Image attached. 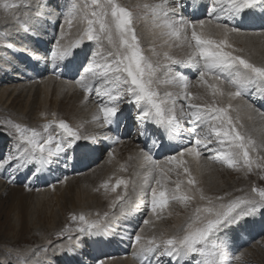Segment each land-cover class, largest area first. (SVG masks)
<instances>
[{"label":"snow or ice","instance_id":"6c2138e0","mask_svg":"<svg viewBox=\"0 0 264 264\" xmlns=\"http://www.w3.org/2000/svg\"><path fill=\"white\" fill-rule=\"evenodd\" d=\"M168 0H161L156 5H145L149 8L153 17H160L161 26L166 29V35L175 38L178 41L186 42L188 47L193 49L186 59H177L164 53V63L153 65L143 54L139 47L138 39L133 28V14L125 7L117 3V0H85L81 8L78 3H71L66 12L57 11L56 5H51L50 0H14L8 2L5 0L3 8L6 12L16 15V12L24 8L23 19L17 18V31L19 35L22 31L25 35L31 36L34 31L46 26L51 16L64 15V25L71 30L76 20L78 10L82 13L80 22L86 26L79 32L78 38L71 43L64 44L63 40L67 32L62 27L59 37L56 39L51 52L50 60L55 70L59 62H70L75 58L76 51L82 43L95 41L99 48H102V40L106 39L115 51H108L105 56L102 51H93L88 60V65L84 72L75 81L87 97L93 82L97 79L106 84L111 83L115 87L102 93L107 99L98 105L97 114L94 120H99L102 116L103 126L118 122L122 108L121 101L125 97L130 98V103L137 106V122L140 129L139 135H156L162 138L166 135L169 140L175 139L181 135L182 120H186L192 125L188 131L194 136L195 140L192 146L185 148L178 156L173 155L167 158L169 164H176L183 168L187 176L188 191L181 188L183 181H175L174 190L164 187L162 180L169 179L163 170L160 177L156 178L155 186L151 188V210L157 218L160 214L157 209H165L170 201H178L187 205L195 199V192H199V199L207 201L203 207H197L194 215L189 217L184 225L183 235H171L167 238L157 240L155 237L145 240L140 234L135 236V242L140 245L139 252L136 255L142 260V264H153L152 257H155V264H192L194 257H199L196 264H227L229 256L227 245L220 234L233 226H239L242 221L249 217L260 215L264 217V188L252 187L251 191L255 195L251 198L236 197L227 203L216 205L213 199L206 197L201 189L195 188L196 181L191 176L190 170L184 167L185 154L199 158L201 148H206L210 153H215L216 158L222 161L229 168L245 167L252 171L255 161L250 157V150L255 151V142L251 137L245 136L234 123L229 115L231 105L218 106L215 99L210 103H198L200 96L189 91V83L183 75V69L177 71L174 75L164 81L168 84L178 85L181 92L174 94L167 92L162 98L159 92L154 88L157 82V73L161 70L166 72L172 65H192L199 67L198 84L206 87L213 98L224 96L225 91L221 87L225 80L236 88V91L227 92L229 97L235 98L243 94L244 90L253 84L258 85V92L264 90V66H258L250 62L242 55L234 54L237 51L227 40L230 33L239 34L237 27H229L227 24L219 23L222 18L228 21L244 19L246 10H255L258 7L264 10V0H216L218 6L210 9L209 20H199L193 23L191 20L169 19L170 11L174 9L167 8ZM180 7V5H178ZM223 32L225 39H214L209 30L213 26ZM99 25L98 28L95 26ZM191 30V37L188 36V30ZM118 37V44L114 40ZM11 39V34L6 31H0V46L13 47V45L4 42ZM22 51H28V45H23ZM39 60L40 57L35 56ZM202 62V64H201ZM126 74V75H125ZM223 77V78H222ZM121 84L124 91H121ZM183 99L186 106L182 104L177 111V102ZM261 98H264L262 96ZM186 108V110H185ZM45 115V113H41ZM55 117V113L52 114ZM149 123L155 126L154 132L150 130ZM50 124H56L61 130V135H47L42 138L41 134L33 128H29L22 123L11 119L3 122L10 130L18 134L19 141L17 146L7 155L0 159V168L6 166L12 172H18L22 169L27 170L31 165L38 167L32 172V177H36L45 168L51 166L53 158H64L65 163L74 159L69 153H75L79 148L82 154H87L90 149L87 146L81 147L79 141H96L95 135L82 136L77 129L70 126L64 119L49 121L43 125L45 132ZM162 130V131H161ZM7 134V133H6ZM215 136V141L211 139ZM105 139L114 140L115 137L105 135ZM219 147H210L213 143ZM153 143H156L154 140ZM225 145L227 150L225 149ZM112 153H109L111 156ZM143 158L148 164L159 166L153 160L148 152H143ZM243 161L241 165L240 162ZM123 168V165L121 166ZM256 167H264L256 163ZM172 171L171 168L168 169ZM30 177L29 179H31ZM123 185L127 189L128 181L123 178H117L115 183L105 180L100 185L107 193H115L119 186ZM28 185H26V188ZM100 188L95 189L99 191ZM192 193V194H189ZM217 197L216 200H222ZM120 204L121 215L126 214L129 209L124 207V197L117 194L110 204L115 207ZM109 214L105 212L103 217L97 213V219H89L81 213L71 215L73 222H77L74 229L77 235L73 238L71 232L67 235V244L60 245L61 253L67 251L74 253L76 247L82 245L85 239L97 237L101 233L107 234L112 229V223L108 221ZM145 224L150 221L145 220ZM67 231V226H65ZM65 231L59 233L65 235ZM162 248V251L160 250ZM9 259L0 260V264H12V250L7 253ZM40 255L39 252L36 253ZM19 258V257H18ZM167 258V260H165ZM237 260L240 257H236ZM25 264H29L25 258ZM31 264H44L43 261H31ZM100 264H103L101 261Z\"/></svg>","mask_w":264,"mask_h":264},{"label":"rangeland","instance_id":"374dc122","mask_svg":"<svg viewBox=\"0 0 264 264\" xmlns=\"http://www.w3.org/2000/svg\"><path fill=\"white\" fill-rule=\"evenodd\" d=\"M60 1L62 3L64 2L65 9L63 10L60 9L58 10L59 12H66L67 7L70 6V4L73 2L78 3V5L81 8L85 3V0H54V3L56 4L57 2ZM144 1L145 2L143 3L140 2L139 0H117V3L127 8L133 14L132 26L134 28L135 35L138 39V43H140L139 42L140 37L143 38L144 36L145 38H147L148 41H150V43H147L148 42L147 41L145 44H141V43L139 44V47L142 50L144 56L149 61H151L153 65L162 64L164 63L165 57L162 58V60H160L162 63H160L159 60L154 62L155 58L164 56L163 53L170 51L175 45V43L173 42L172 44H168L167 46L165 44H164L165 46L164 45L161 46L158 36L155 35V31L150 26L151 25L150 22L158 21L159 19L161 21V18L153 17L150 9L144 6L145 5L152 6L159 4L161 2L159 0H144ZM181 1L182 0H179V2L178 0H171V1L168 0L167 3L168 9H175L174 11H170V14L168 15L169 19L181 18L180 14H178V10L180 9L178 5L181 3ZM8 2H14V0H8ZM221 2H223V0H221ZM4 3L5 0H0V31H6L11 34L12 30H14L13 26L15 25V23H17L15 21H17V18L22 20L23 13L24 11H26V9L21 8L16 12V15H13L11 12H6L4 10L3 8ZM207 3H209V5ZM214 3H216V0H205L204 6H208V8L211 9L210 4H214ZM50 4L52 5V0H50ZM190 10L191 8L189 10L186 9L184 13L187 15L190 13L189 12ZM257 10H261V9L258 7L257 9L253 10V12ZM208 13L209 12H207L206 9H204V14L209 15ZM245 13L250 14V19L246 21L252 24L253 22L251 21V17L253 19L252 16L253 14L247 10ZM59 17H61L64 22V15L63 16L59 15L56 17V19L58 18L56 22L53 23L56 24V26L50 24L51 21L48 20L46 26L43 27L44 31L43 28H40L37 34L39 35L40 33L39 35L40 42L42 45H45L43 46L44 48L42 50L44 51V53H46L45 54L46 57L42 68L46 67L47 72H43L40 74V72H37L38 69L37 67L39 66L34 65L36 71H35V75H33V72H31L26 66L28 64L27 63L28 60L29 61L31 60L28 59L29 56L28 57L26 56V58L23 57V55L21 57H18L17 54L19 52L18 50L19 44H22L20 45V47L24 45L23 42H26V45L30 44L33 47L36 45L34 42H30L27 39H24L23 36L24 33L22 31L20 32L19 35H15L20 41H16L15 38L11 36V39L4 42L5 44L13 45V47L0 46V72H3L6 69H8L7 66H5L6 64L4 65L2 64L6 61L5 60L6 56L13 55L15 60L26 63L25 66L24 64L19 65L20 67H22L21 69L13 66V69L8 70L9 75L10 74L17 75L15 81L11 80V82L8 83L7 81L4 80L5 76L2 77L3 73L0 74V159H3L4 155H7L12 149H14L17 146V143H22L19 141L18 134H16L14 130H10L6 126H3V122L9 119L18 123H22L29 128L35 129L37 132L41 134L42 138H46L47 135L59 136L62 134L61 130L58 128L56 124H50L47 131L45 132L43 125H45L49 121H53L54 119L55 120L64 119L70 126H72L74 129H77L82 136L95 135L97 138L94 143L91 140L88 141L81 140L78 142L79 144H82L83 142L90 143L91 145L94 144L92 148H89L90 151L87 153V155L82 154L80 152V149H76L75 153H69V156L74 155V159L68 160L67 163H65L63 157L59 159L53 158L51 166L46 167V172L41 171L39 175L36 177H32V172H34V170H36V168L38 167V165L36 164L31 165L27 170L23 169V171L20 170L18 172H12L11 169H9L7 166L4 168L5 171H2L0 175V180L3 181V183L5 184L3 189L0 191V260L9 259L7 253L11 249L12 264H25V258L27 259L29 264H31L32 259L36 260L37 258H38L37 260L43 261L44 264H52L51 262L45 260L47 256L52 257L55 262L58 261V264H63V261L57 260V258L60 257V255H58V253L61 251L60 245H65L67 243V235L69 234V232H71L73 238H75L77 233H75L74 229L77 227V222H73L71 219V215L74 214L73 211H66L63 210V208L62 210H60L58 208V204L60 197L65 195L64 194L65 192L62 190V186L66 182L70 181L71 178L74 177V175L77 177H80L81 175L83 176L80 178L78 185L70 189L72 190L70 192L72 196L75 195V190L80 191L85 187L84 185H86L87 187H90L91 189L90 192L92 191L93 195H95L96 197L104 195V197L105 196L107 197V200L110 199L114 200L116 195L120 194L124 197L125 208H127L128 206L131 208L140 207V209H143L142 204L144 205L145 208V212L142 217L137 218L136 216L135 219L132 220L129 217V214L131 216H134L135 211H132L129 214L126 213L124 215H121L120 204H117L114 208L111 207L112 210H104L100 212L99 214L101 215H103L105 212L109 214L108 218L109 217L110 218L108 219V221L112 223V229L111 231H109V233H111L112 230L113 232L111 235L105 237L103 241L104 244L102 242L98 243L100 245V248H102L103 250L97 249L98 244L93 245L95 244L96 241H93L91 239H85L82 242V245L86 247L88 244L92 243L91 244L92 246H90L91 254L86 255V252L84 251L85 253H83L81 248L80 253L82 256L80 257V260L82 261H79V264H100L101 261L104 264L105 261L128 259L132 256L131 252L128 250L131 249L132 245L134 244L135 236L137 234L140 235L144 234L145 236L143 235V237L147 236L146 237L147 239L148 237L151 238L153 236L155 238L160 237L159 239H162L164 238V235L169 234L172 231H176V233L183 235L184 225L188 221L189 217L194 215L195 209L197 207H203L207 204L206 200L201 201L199 199V192H195V199H193L187 205H183L178 201H170L168 204V206L171 207L170 209L168 208V206L163 210L157 209V212L160 214V218H157V216L154 215L151 210V204L149 201L151 199H149L150 197L149 194L151 193V188L155 186L156 178L160 177L161 172L157 170L154 176L153 177L151 176V178L147 181V183H145V180L139 183L137 179L138 178L137 172L141 173L142 168L135 163L139 162L138 160L145 161L144 158L141 157L143 155L139 154L141 153L140 150L143 149L142 151L145 152L147 151L149 154H152L151 156L152 158L154 157L153 160L156 161V164L158 162H163L165 158H167V155L178 156L179 153L183 151V149L191 147L192 142H194L195 140V136L190 131H188V129H190L192 125L188 123L186 120H182L181 122L182 131L180 137H182L181 138L183 139L182 141H185L186 146H180L179 148H176L174 151L171 152V149H168L169 146L166 145V143L169 140L168 138H165L167 137L166 135L162 138V140L156 135H151V134L148 136L139 135L140 129L138 127V122L136 119L137 106L134 103L129 102L130 101L129 97H125L121 101L120 107L122 108V113L120 114V119L118 122H114L113 124L108 125L110 128H106L107 130L105 131L100 129H94V130L90 129L88 131L85 121L87 115L85 114V111H87V106L84 107L85 110L82 111L81 110L82 107L80 105L81 104L83 105V102L84 104L85 103L87 104L89 103V101L92 103L101 104L107 99V97L99 95V97L102 98L103 100H101L99 97L96 96L93 97V94H91V92L93 91H89L86 97V94L84 91H82V89L79 91L72 90L64 93L60 91L44 92L40 90V88L38 87L39 85H36L34 91L30 90L31 86H35L36 84L35 82H39V80H42L43 78L46 77H52L54 79H56V77H60L64 81L69 80L70 82H74L84 72V69L88 65V60L91 57L93 51H102L105 56L107 55L108 51H114V49L111 47V45L108 44L106 39L102 40V45H103L102 48H99L95 41L85 40L83 42L84 45H81L82 47L79 49L82 58L78 59L76 62L74 61L75 62L74 66H76V68L72 70L74 73L72 72L71 75L68 74L69 76H71V78H68L65 75L66 72H69L67 71L66 62H59L54 70L52 62L50 60V52L56 39L59 37L61 28L63 27L64 30L67 32V35L63 40V43L67 44L69 43L68 41L71 39V38L69 39L71 34H74L75 32L76 33L80 32L81 28L83 29L86 26V22L85 23L80 22L82 13L79 12V10L71 30H68L67 26L64 25L63 22L60 23L58 21ZM197 19L198 20L201 19V16H199ZM234 21L238 22L239 19H236ZM232 22L233 21H231V23ZM219 23L227 24L229 27H237L239 31H241L239 26H232L230 21H228L226 18H222L219 21ZM95 27L98 28L99 25H96ZM263 27L264 25H259L256 26L255 29L252 28V30L254 29L255 31H250L251 29H243V31L248 30L250 32H264ZM44 35L47 36L43 38ZM34 36L35 35L33 34L28 37L33 39ZM188 36L189 38L191 37V32H189V30H188ZM217 36L222 38V33ZM114 39H116L118 43V37L114 36ZM260 42L263 43L262 45H264V42L262 40H260ZM181 43L185 44L186 42L181 41ZM231 44L233 45V48L236 50H238L240 47V45L235 44V42ZM179 47L181 48L180 51L184 49L187 50L184 47L183 49L182 46ZM166 48L168 49L166 50ZM249 48L251 50L257 49L255 43L250 44ZM33 50L36 51V48L34 47ZM190 52L191 51L187 50L188 54H190ZM180 54L184 58H182ZM180 54L174 55L173 57H176L177 59L186 58L182 52ZM32 61L33 64H38L37 60H32ZM260 62L264 63V61H260ZM183 66L184 65H180L181 69H183V75L187 79L189 77L186 76L187 69L183 68ZM189 67L193 70L197 68L196 66H192V65H189ZM177 69L178 68H176V66L172 65L169 71L166 72L165 70H161L160 72L157 73V77H156L157 82L154 84V88L159 92L162 98L164 97V94L167 92H172L174 94H179L181 92L178 85L168 84L164 82L169 77V75H174L178 71ZM20 70H23L28 75V77L26 78L27 80L25 81L22 80V77L19 78L21 76V74L19 73ZM48 73L53 74L54 77L52 75H46ZM187 81L189 83V87H191L189 89H191L192 91V87L195 86V84L198 83L199 81V75L197 77L192 76L191 78H188ZM161 83H164L166 86L162 85ZM93 84H95L93 85V87L99 84L98 91H102V92H104V87L108 89L115 87L113 84L111 83L106 84L104 81L100 79L94 81ZM167 86H170L171 88ZM175 86H177V88ZM16 88L18 90H15ZM22 88L24 89V91L22 90ZM27 88L29 89L28 92L26 93L25 89ZM120 89L121 91H124V86L122 84L120 86ZM251 89L252 87H250L248 91H250ZM256 90L257 89L254 88L252 89V92H255ZM73 96L75 101H73ZM254 96L257 98L256 95ZM227 98L231 99L232 97H229L227 95ZM186 103L187 102H185L182 98L181 100H178L176 105L177 111L179 112V108L182 104L186 106ZM257 103L258 102H254L253 108L259 109V112H263L259 108V106L262 105L258 106ZM226 104L225 107L231 105L229 103ZM231 108L233 107L231 106ZM95 109L97 112L96 107ZM41 113H45V115H41ZM53 113H55V117L52 115ZM262 114H263V118L262 116L260 118L263 120V122H259V124L262 123L263 125H260V130L264 129L263 127L264 112ZM229 115L231 116L230 111H229ZM232 119L236 124V127L239 130H241L240 128L241 121H239L241 119L237 116L236 117L234 116ZM96 121L102 122L103 121L102 116L99 120H95V122ZM148 126L150 130L154 132L155 126L151 125V123H149ZM248 133L251 134L250 132ZM105 135H111L115 137V139L114 140L105 139L104 138ZM211 139L214 141L215 136L213 135ZM154 140L156 141V143H153ZM255 140L258 141V139L254 137L253 141ZM151 142L153 144H151ZM86 143L82 144V147L86 146L87 145ZM128 145H131L132 149L134 148V150L136 151L133 157L131 156L133 150L131 151V153L129 151L127 152L124 151L125 150L124 148H126ZM162 146L164 148H162ZM210 147L216 148L219 146H217L216 143H213L212 145H210ZM255 148L258 151L256 149L255 151L250 150L251 151L250 157L252 156L251 158L255 161L252 167V171H248V169L245 167L229 168L222 161L217 160L215 153H209L208 149L206 148H201L200 151H202V149L205 151L206 149L205 152L208 157L206 161H209V164L207 165H211V167L215 169L214 171H217V178L211 177V179L213 178L211 180L207 174L208 171L207 167L204 169L201 168V163L198 164L199 168L197 167L193 169L192 161H191V158L193 156L192 157L190 156L189 159H184L185 163L186 160L187 161L190 160L188 164L187 163L185 164V166L187 165L186 167H188V169L190 170L191 176L194 177L196 181L195 188L201 189L203 191V194L206 197L212 198L213 202L216 205H219L220 203H227L229 200L234 199L236 197L251 198L252 196L255 195L251 191L253 186L257 188H264V167H260V168L256 167V163L264 165V155H263L264 146H262V149H259L257 147ZM96 149L99 150V153L96 152ZM121 149L123 152L121 151ZM224 150H227V148ZM162 151H165L163 156L160 154ZM110 152L112 153L111 156H109ZM140 157L141 159H139ZM89 158H91L93 162L92 161L90 162ZM199 158L196 157V159ZM100 163L101 165L104 164L102 170V172L105 171L103 173L104 176H106L108 172L113 173V175L116 176V177L110 176L104 178L105 180H108L110 181V183L114 184L117 176L118 177L120 176L119 178H123L124 180L128 181L127 189L125 190L124 186L121 185L117 188V191L115 193L111 191L106 193L103 188H100L97 183V178L94 176L95 174L94 169L98 167ZM240 164L242 165L243 161H241ZM62 165H65V167H62ZM122 165L123 168L121 167ZM175 167H179V166L173 163V167H172L173 169L171 168L172 171L170 172V174L173 172L172 177L168 176L169 179L162 180V184L163 185L166 184L167 186L165 188L171 191L174 190L175 188L174 182L177 180H181L183 181V183L181 184L182 190L188 191L187 188H189V186L187 185V176L185 175L181 167H179L180 169ZM64 169H66L67 171L64 172ZM92 170L94 171L91 172ZM164 174H167V172H165ZM48 175L50 177H48ZM30 177L32 178L29 179ZM47 178L49 179L48 182H47ZM214 179H217L219 184H216L217 181L214 182L213 181ZM238 179H240V181ZM220 182H223L225 185L227 184L228 187L227 185L225 187V185ZM26 185H28L27 188ZM94 186H96V188L92 189ZM11 187L24 188L25 190H27L28 195L22 197L21 199L19 197L14 198V196L12 195V191L10 190ZM97 188H100V190L95 191V189ZM41 191H43L45 194H43ZM143 193H146L144 194L145 198L142 195ZM233 194L236 197H234ZM217 197H222L223 199L216 200ZM228 197L230 198L229 200ZM142 199L144 200L143 203H142ZM103 202L105 204V201ZM73 208L76 210L81 209L80 205L76 207H70V209L72 210ZM56 210H58L57 218H53V216H49V213H52ZM168 210L169 212L166 213L165 211ZM84 211L88 214L86 216L87 218L93 220L97 219L96 211L94 210L93 207L90 206V204L86 205ZM124 218L129 220L127 221V224ZM145 220L150 221L151 226L149 225V223L145 224L144 223ZM245 220L242 221L239 226H233L230 229L220 234V238L223 239L227 245V252L229 256L227 264H260V263L264 264V255H263L264 254L263 251L264 250V217L257 215L256 217H249L246 218ZM147 225H148L147 228L149 229H145ZM65 226H67V231H65ZM62 231H65V235L63 237L59 235V233H61ZM153 231H155L154 235L149 236L152 234L151 232ZM254 231L255 233H253ZM58 250L60 251L57 252ZM160 250L162 251V248ZM37 252L40 253L39 256L36 255ZM236 257H240V259L237 260ZM131 259L128 260L132 261ZM151 259L153 261V264H155L156 258L152 257ZM198 259L200 258L194 257L192 260V264H196V260ZM165 260H167V258H165ZM141 263L142 260L140 259V264Z\"/></svg>","mask_w":264,"mask_h":264},{"label":"bare ground","instance_id":"6f19581e","mask_svg":"<svg viewBox=\"0 0 264 264\" xmlns=\"http://www.w3.org/2000/svg\"><path fill=\"white\" fill-rule=\"evenodd\" d=\"M140 2H145L144 0H139ZM160 2H161V0H159ZM171 1V0H170ZM178 2H179V0H178ZM142 3V4H143ZM177 3V2H176ZM204 3H205V0H182L181 1V3L179 4L180 5V9L178 10V14H180V17H183L184 19H189V20H191L193 23H195V22H197V21H199V20H209V19H211V16L210 15H205V14H207V13H205L204 14V9H206V11L207 12H209L210 11V9L208 8V6H204ZM208 5H209V3H207ZM52 5H56V6H58L57 7V11L58 10H63V9H65V7H64V2L62 3L61 1L60 2H57L56 4L54 3V0H52ZM175 6H176V4H175ZM214 6H218L216 3H214V4H210V8H212V7H214ZM168 8V7H167ZM171 8V7H170ZM191 8V10L189 11L190 13L189 14H185L184 12H185V10L187 9V10H189ZM175 10V9H174ZM177 11V10H176ZM247 11H250L253 15V19H252V17H251V21L253 22L252 24L251 23H249L248 21H246V20H248V19H250V14H248V13H245L244 14V19H243V21L241 22L240 20L238 21V22H236V21H233L232 23H231V25L232 26H239L240 27V29H241V31H239V34H236V33H230L228 36H227V40L229 41V43L231 44V43H233V42H235V44H239L240 45V47H239V49L238 50H241V51H237V52H235L234 54H238V55H242V56H244L245 58H247L250 62H252V63H254V64H256V65H261V66H264V63L263 62H260V61H264V45H262L263 43H261L260 42V40H262L263 42H264V32H250V31H255L254 29H255V27L256 26H259V25H264V10H257V11H255V12H253V10H247ZM169 14H170V12H169ZM209 14V13H208ZM203 15V16H202ZM59 16V15H58ZM63 16V15H62ZM199 16H201V19H197ZM56 17L57 16H51L50 17V24H53V23H55L56 22V20L58 19H56ZM203 17H205V18H203ZM23 19V18H22ZM196 19V20H195ZM60 23H62L63 22V19L61 18V17H59V20H58ZM250 21V22H251ZM15 22H17V21H15ZM219 22V21H218ZM216 23V21H214L213 22V26H211V28L209 29L211 32H212V36L215 38V39H225V36L223 35V32L221 31V30H218V29H216L215 27H214V24ZM249 23V24H248ZM150 26L152 27V29L155 31V35L156 36H158V39H159V42H160V44H161V46L162 45H168V44H172L173 42L175 43V45L173 46V48L170 50V51H167V53L169 54V55H171V56H174V55H177V54H180L181 52L185 55V57H187V55H188V53H187V50H189V51H192L193 49H191V48H189L188 47V45H186V43L185 44H183V43H181V41H178V40H176L175 38H170L169 36H167L165 33H166V29H164L162 26H161V24H162V20L160 21V19L158 20V21H153V22H150ZM53 25H55L56 26V24H53ZM62 27V26H61ZM43 28V27H42ZM252 28H254L253 30H252ZM264 28V27H263ZM13 29L14 30H12V32H11V36H13L14 38H15V40L16 41H20L15 35V33H16V31H17V27H16V23H15V25L13 26ZM243 29H251L250 31H243ZM81 30H82V28H81ZM257 30V29H256ZM38 31L39 30H37V31H34V37H33V39L32 38H29L28 36L27 37H25V35H23L24 36V39H27L28 41H30V42H34L36 45L34 46L35 48H36V51H34L33 49H34V47L32 46V45H30V44H28L29 45V48H28V51H22V50H20V49H22L23 48V46L22 47H20V45H22V44H19V52H18V57H21L22 55H23V57H25L26 58V56L28 57L29 56V58L28 59H31L30 61L28 60V64L26 65V63L25 62H19L18 60H15V58L13 57V55L11 56V55H9V56H6V61L4 62V63H2L3 65L4 64H6L5 66H7V68L8 69H6L5 71H3V72H0V74H2V77L3 76H5V81H7L8 83L9 82H11V80L12 81H15L16 80V78H17V75H15V74H13V75H9V71L8 70H11V69H13V66H15V67H17V68H19V69H21L22 67H20L19 65L20 64H24V66L26 65L27 67H28V69L31 71V72H33V75H35V67H34V65L35 66H39V67H37L38 69H37V72H40V74L41 73H43V72H47V69H46V67H44V68H42V66H43V63H44V60H45V57H46V53H44V51L42 50L44 47L43 46H45V45H42L41 44V42H40V33H39V35H37L38 34ZM43 31H44V28H43ZM43 31H40V32H43ZM189 32H191V30L189 29ZM145 33H147V32H145ZM222 33V38H220V37H218L217 35H219V34H221ZM78 34H79V32H75L74 34H71L70 35V37H69V43H71L72 41H74L75 39H77L78 38ZM47 35H44V37L43 38H45ZM148 37V36H147ZM114 40H116V39H114ZM150 40V39H149ZM148 40H147V38H145V36L142 38V37H140V40H139V42L141 43V44H145L146 42H147ZM116 42H117V40H116ZM28 43V42H27ZM139 43V44H140ZM147 43H150V41H148ZM252 43H255V45H256V48L257 49H255V50H251L250 48H249V46H250V44H252ZM23 44L25 45L26 44V42H23ZM68 44V43H67ZM118 44V43H117ZM82 45H84L83 43H82ZM164 45V46H165ZM17 46V45H16ZM179 46H182V48L184 47V48H186L187 50H185L184 48V50H182V51H180V47ZM82 46H80L77 50H75L76 51V55H75V58L74 59H72L70 62H66V65H67V71H69V72H66L65 73V75L68 77V78H71V76H69V75H71L72 74V70L73 69H75L76 68V66H74V63L78 60V59H81L82 58V55H80V48H81ZM170 47V46H169ZM18 48V47H17ZM40 48V49H39ZM168 48H166V50H167ZM248 49H249V51H248ZM114 51H115V49H114ZM21 53V54H20ZM164 54V53H163ZM181 55V54H180ZM180 55H179V57H180ZM35 56H38V57H40V59L39 60H37V59H35L34 57ZM181 57H182V55H181ZM162 58H164V56H161V57H157V58H155V60H154V62H156L157 60H162ZM182 58H184V57H182ZM24 59V58H23ZM186 59V58H185ZM32 60H37L38 61V64H33V61ZM164 60H165V58H164ZM75 61V62H74ZM80 61V60H79ZM160 63H162L161 61H160ZM201 64H202V62H201ZM33 65V66H32ZM174 66H176V68H178L177 70L178 71H180L181 70V67H180V65L179 66H177V65H174ZM66 68V67H65ZM183 68H185V69H187V73H186V76H189L188 78H191L192 76H195V77H197L198 75H199V70H200V68H196L195 70H193V69H191L190 67H189V65H187V64H185L184 66H183ZM2 69V68H1ZM33 70V71H32ZM20 74H21V76L19 77V78H21L22 77V80H27L26 78L28 77V75L23 71V70H20V72H19ZM74 73V72H73ZM69 74V75H68ZM46 75H52L53 77H54V75L53 74H51V73H48V74H46ZM7 76V77H6ZM56 77V76H55ZM9 78V79H8ZM188 78H187V80H188ZM223 78V77H222ZM193 79V78H192ZM191 80V79H190ZM21 81V80H20ZM23 83V82H22ZM36 84H35V86H31L30 87V90H32V91H34V88L36 87V85H39L38 87L40 88V90H42V91H44V92H54V91H60V92H69V91H72V90H74V91H79V90H81V88H79L77 85H76V83H75V81L74 82H70L69 80H63V79H61L60 77H56V79H54V78H52V77H46V78H43L42 80H39V82H35ZM162 85H164V86H166L164 83H161ZM93 85H95V84H93ZM99 86V84H97L95 87H93V88H91L90 89V91H93V92H91V94H93V97L94 96H96V97H99V93H102V91H98V87ZM167 87H169V88H171L170 86H167ZM176 88H177V86H175ZM221 87L224 89V91H225V95L224 96H217V97H215V98H213L212 96H211V94H210V92L206 89V87H204V86H201V85H199L198 83H196L195 84V86H193L192 87V91H191V89H188L189 91H191L192 93H194V94H196V95H198V96H200L201 97V99L199 100V101H197L198 103H210V102H212V100L213 99H215V101H216V103H217V105L218 106H225V104L226 103H229V104H231V106L233 107V108H231L229 111H230V114H231V116H232V118L235 116H237V117H239L241 120H239V121H241V123H240V128H241V132L245 135V136H249V137H251L252 138V140L254 139V137L255 138H257L258 139V141L257 140H255L254 142H255V147H257V148H259V149H262V146H264V129H262V130H260V125H263L262 123L261 124H259V122H263V120L260 118L261 116H262V118H263V112H264V98H261L262 96H264V90H262V91H259L258 92V85H256V84H253V85H250V86H248L245 90H244V92H243V94L242 95H240V96H237V97H235V98H231V99H229V98H227V92H229V91H232V92H234V91H236V88L235 87H232V86H230L228 83H227V80H225V82H224V84L223 85H221ZM250 87H252V89H254V88H256L257 90L255 91V92H252V89L250 90V91H248L249 89H250ZM254 87V88H253ZM189 88H191V87H189ZM28 89L29 88H27V89H25V92L27 93L28 92ZM106 89L108 90V88H105L104 87V91H106ZM15 90H18L17 88L15 89ZM15 90H13V91H15ZM22 90L24 91V89L22 88ZM167 90V89H166ZM83 91V90H82ZM181 91V90H180ZM59 92V93H60ZM177 92V91H176ZM178 93H179V90H178ZM246 93H248V94H246ZM208 95H210V96H208ZM254 95H256L257 96V98L254 96ZM100 98V97H99ZM101 100H103L102 98H100ZM181 100V99H180ZM73 101H75V99H74V96H73ZM76 102H78V101H76ZM254 102H258L257 104H258V106L259 105H262V106H259V108L263 111V112H259V109H256V108H253L254 107ZM98 105H99V103H92V102H90L89 101V103H85L84 104V102H83V105L81 104L80 106L82 107V111H84L85 109H84V107H86L87 106V111H85V114H87L86 115V118H85V121H86V127H87V130L89 131L90 129H100V130H107L106 128H110L108 125L107 126H103V127H101L102 125H103V121L102 122H100V121H96L95 122V120L93 119V117L97 114V112H96V109H95V107L97 108L98 107ZM227 105V104H226ZM257 106V105H256ZM96 113H95V112ZM233 112V113H232ZM232 114H234V115H232ZM235 119V118H234ZM236 119H238V118H236ZM124 120V119H123ZM238 121V122H239ZM123 122V121H122ZM259 124V125H258ZM92 127V128H91ZM264 127V126H263ZM245 130V131H244ZM246 131H248V132H250L251 134H249L248 132H246ZM263 131V132H262ZM92 132V131H91ZM101 132V131H100ZM261 132H262V134H261ZM96 135H98V134H96ZM165 138H167V137H165ZM182 137H180V135L179 136H177L175 139H172V140H168V142L166 143V145H168L169 146V148L168 149H171V152L172 151H174L176 148H179L180 146H186V143H185V141H182L183 139H181ZM215 141V140H214ZM260 141V142H259ZM84 143H86V142H83L82 144H84ZM215 143V142H214ZM82 144H79L81 147H82ZM87 145V147L88 148H92L93 146H94V144L93 145H91L90 143H86ZM151 144H153L152 142H151ZM142 145V144H141ZM147 145V144H146ZM134 146V145H133ZM136 146V145H135ZM137 146H139V145H137ZM217 146H219V145H217ZM140 148V147H139ZM162 148H164L163 146H162ZM77 149H79V148H77ZM125 150L124 151H129L130 153H131V151L133 150V153L131 154V156L133 157V155H135V153H136V151L134 150V148L132 149V147H131V145H128L126 148H124ZM182 149H183V147H182ZM181 149V150H182ZM225 149H226V145H225ZM256 149V148H255ZM143 150V149H142ZM142 150H140L141 151V153H139L140 155H143V152H145V151H142ZM161 150V149H160ZM184 150V149H183ZM257 150V149H256ZM121 151H122V149H121ZM166 151V150H165ZM165 151H162L160 154L163 156V154H164V152ZM205 151H206V149H205ZM203 149H202V151H201V157L199 158V159H196V157H192L191 158V161H192V166H193V169L194 168H199V166H198V164L199 163H201V168H206L207 167V169H208V171H207V174H208V176H209V178L211 179V177H216L217 178V171H214L215 169L214 168H212L211 167V165H207V164H209V161H206L207 160V155H206V152H205ZM258 151V150H257ZM264 151V150H263ZM96 152L97 153H99V150H97L96 149ZM123 152V151H122ZM139 152V151H138ZM147 152V151H146ZM97 153H96V155H97ZM100 153H101V150H100ZM129 153V154H130ZM179 153V152H178ZM177 153V154H178ZM210 153V152H209ZM250 153H251V151H250ZM264 153V152H263ZM262 153V154H263ZM252 154H254V153H252ZM251 154V155H252ZM87 155V154H86ZM139 155V156H140ZM150 155H152V154H150ZM160 155V156H161ZM264 155V154H263ZM262 155V156H263ZM170 156V155H169ZM168 155H167V158L169 157ZM141 157H143V156H141ZM141 157L139 158V159H141ZM252 157V156H251ZM60 158H62V157H60ZM154 158V157H153ZM167 158H165V160L163 161V162H158L157 163V165L159 166V168H157L156 166H154V165H151V164H148V163H146L145 161H141V160H138L139 162H137V163H135V164H137L138 166H140L142 169H141V173L140 172H137L138 173V181H139V183L141 182V181H144L145 180V183H147V181L151 178V176L153 177L154 176V174L156 173V171L157 170H159V172H161V170H163V172L165 171V172H167V174H165V175H167V177L169 176V177H172V175H173V172L170 174V172H168V169L169 168H172L173 167V164H169L168 162H167ZM190 158V155H188V154H185V156L183 157V159H189ZM215 158V157H214ZM94 159V158H93ZM134 159V158H133ZM143 159V158H142ZM156 159V158H155ZM136 160V159H135ZM218 160V159H217ZM262 160V159H261ZM89 161L91 162H93V160L91 159V158H89ZM190 161V160H189ZM189 161H187L186 160V163L188 164L189 163ZM103 162V161H102ZM101 162V163H102ZM156 162V161H155ZM211 162V161H210ZM101 163L98 165V167H96L94 170H95V174H94V176L97 178V183H98V186L100 187V185L102 184V182H104L105 181V179L104 178H107V177H110V176H114V177H116L115 175H113V173H110V172H108L107 173V175L106 176H104L103 175V173L105 172H102V170H103V166H104V164L103 165H101ZM185 163V164H186ZM185 164H184V167H186L185 166ZM88 165V164H87ZM101 165V166H100ZM100 166V167H99ZM190 166V165H189ZM213 166V165H212ZM62 167H65V165H62ZM72 167V166H71ZM70 167V168H71ZM79 167V166H78ZM136 167V166H135ZM191 167V166H190ZM218 167V166H217ZM175 168H179V167H175ZM188 168V167H187ZM173 169V168H172ZM180 169V168H179ZM183 169V168H182ZM48 170V169H47ZM94 170H92L91 172H93ZM2 171H5L4 170V168H0V175H1V173H2ZM21 171H23V169L21 170ZM35 171V170H34ZM65 171H67L66 169H64V172ZM75 171V170H74ZM120 171H122V170H120ZM26 172V171H25ZM42 172H46V167L42 170ZM143 172V173H142ZM164 172V173H165ZM193 172V171H192ZM194 173H195V171H194ZM42 174V173H41ZM40 174V175H41ZM4 175V174H3ZM47 175V174H46ZM85 175V174H84ZM83 175H81L80 177H77V176H75L74 175V177H72L71 178V180L70 181H68V182H66L63 186H62V190L65 192L64 194V196H61L60 197V199H59V204H58V208L60 209V210H62V208H63V210H66V211H73L74 212V214H76L77 216H79V214H81V213H83V214H85V216H87L88 214L84 211V209H85V207H86V205L87 204H90V206L91 207H93L94 208V210L96 211V214L97 213H100V212H102V211H104V210H112V208L110 207V204L112 203V201L113 200H107V197L105 196L104 197V195H101V196H99V197H96L95 195H93V193H92V191L90 192V187H87L86 185H84L85 187L83 188V189H81L80 191L79 190H75V195H71L70 194V192L72 191V190H70V189H72V188H74V186H77L78 185V183H79V181H80V178L82 177ZM3 177V176H2ZM48 177H50L49 175H48ZM120 177V176H119ZM118 176H117V178H119ZM219 177V176H218ZM116 178V179H117ZM206 178V177H205ZM101 179V180H100ZM209 179V180H210ZM213 179V178H212ZM211 179V180H212ZM221 179V178H220ZM48 178H47V182H48ZM239 181H240V179H238ZM152 181H153V179H152ZM214 182H216L217 181V183L216 184H219L218 183V180L217 179H214L213 180ZM224 181V180H223ZM110 182V181H109ZM236 182V181H235ZM166 183V182H165ZM164 183V184H165ZM201 183V182H200ZM220 183H222V184H224L223 182H220ZM237 183V182H236ZM207 184H208V182H207ZM212 184V183H211ZM210 184V185H211ZM222 184H220V185H222ZM147 185V184H146ZM196 185V184H195ZM214 185V184H213ZM225 185V184H224ZM227 185V184H226ZM226 185H225V187H226ZM5 186V184L3 183V181H1L0 180V191L3 189V187ZM167 185L165 184L164 185V187H166ZM237 186V185H236ZM196 187V186H195ZM202 187V186H201ZM224 187V186H223ZM227 187H228V185H227ZM230 187V186H229ZM233 187V186H232ZM94 188H96V186H94L92 189H94ZM169 188V187H168ZM200 188V187H199ZM220 188H222V187H220ZM219 188V189H220ZM189 188H187V190H188ZM10 190L12 191V195L14 196V198L15 197H19L20 199L22 198V197H25V196H27L28 194H27V190H25L24 188H16V187H11L10 188ZM42 190V189H41ZM46 190V189H45ZM213 190H214V188H213ZM222 190V189H221ZM227 190V189H226ZM49 191V190H48ZM146 191V190H145ZM43 194H45L43 191H41ZM225 192V191H224ZM241 192V191H240ZM47 193V192H46ZM218 193V192H217ZM144 194H146V193H143L142 195H143V197H144ZM210 194V193H209ZM226 194V193H225ZM150 195V194H149ZM234 195V194H233ZM232 195V196H233ZM241 195H242V193H241ZM139 196V195H138ZM223 197H224V195H223ZM234 197H236L235 195H234ZM145 198V197H144ZM149 199H151V195H150V197H149ZM230 198L228 197V200H229ZM145 200H147V199H145ZM103 201H105V204H104V202ZM143 199H142V203H143ZM149 201H151V200H149ZM124 202H125V200H124ZM195 203H197V202H195ZM151 204V203H150ZM80 205V207H81V209H79V210H76V209H74L73 208V210L72 209H70V207H76V206H79ZM105 205V206H104ZM136 205H137V203H136ZM69 206V207H68ZM142 207H143V209H140V207H128L127 206V208L126 209H129V211H127L126 213L127 214H129V213H131L132 211H135V215L134 216H131L130 214H129V217L131 218V220L132 219H135V217L137 216V218L138 217H142L143 215H144V212H145V208H144V205L142 204ZM57 208V209H58ZM83 208V209H82ZM168 208L170 209L171 207L170 206H168ZM172 210V209H171ZM166 213L167 212H169V210L168 211H165ZM49 216H53V218H57L58 217V210H56V211H54V212H52V213H49ZM100 216L102 217L103 215H101L100 214ZM121 217H123V216H121ZM110 218V217H109ZM108 218V219H109ZM125 219V218H124ZM61 221V220H60ZM127 221H129L128 219H125V222H126V224H127ZM246 221V220H245ZM124 222V223H125ZM135 223V222H134ZM152 224V223H151ZM56 225H57V222H56ZM149 225H150V223H149ZM61 226V225H60ZM121 226V225H120ZM151 226V225H150ZM148 227V225L146 226V228H145V226H144V228L145 229H149V228H147ZM153 227V226H152ZM151 227V228H152ZM143 228V229H144ZM142 231H144V230H142ZM147 231V230H146ZM112 232H113V230H112ZM112 232L111 233H107V234H104V233H101L100 235H98L97 237H94V238H91V240H93V241H96L95 242V244H93V245H96V244H98L99 242H102L103 244H104V239H105V237L106 236H108V235H111L112 234ZM149 232H150V230H149ZM154 232L155 231H153V232H151L152 234L151 235H149V236H152V235H154ZM253 233H255V231L253 232ZM144 235V234H143ZM142 235V236H143ZM171 235H180L179 233H176V231H172V232H170L169 234H166V235H164V238H167L168 236H171ZM101 236V237H100ZM145 236V235H144ZM147 237V236H146ZM145 237V239L147 240V238ZM154 237V236H153ZM152 238V237H151ZM160 238V237H159ZM159 238H156L157 240H159ZM148 239H149V237H148ZM67 244V243H66ZM65 244V245H66ZM92 244V243H91ZM91 244H88L86 247H84V245H81V246H79V247H76L75 248V250H74V253H68L67 251H64L63 253H61V251L60 250H58L57 252H59L58 253V255H60V257L59 258H57V260H59V261H63V264H65V263H68V264H79V261H82V260H80V257L82 256L81 255V253H80V250H81V248H82V251H83V253H85L86 252V255H90L91 254V248H90V246H92ZM58 246V245H57ZM257 246V245H256ZM259 246V245H258ZM139 248H140V245H138L135 241H134V244L132 245V247H131V249H129L128 251H130L131 252V257H132V259H131V257L130 258H128V259H131L132 261H129L128 259H117V260H115V261H105V263L104 264H113V262H114V264H140V258L136 255V253H138L139 252ZM98 250H103L102 248H100V245L98 244V248H97ZM257 249V248H256ZM56 250V249H55ZM85 251V252H84ZM88 251H90V252H88ZM264 251V250H263ZM93 252V251H92ZM94 253H96V252H94ZM258 253V252H257ZM63 254H65V255H63ZM245 254V253H244ZM57 255V256H58ZM85 255V254H84ZM103 255V254H102ZM264 255V254H263ZM99 256V255H98ZM262 256V255H261ZM250 257V256H249ZM70 258V259H69ZM134 258V259H133ZM257 258V257H256ZM36 259V258H35ZM38 259V258H37ZM36 259V260H37ZM92 259V258H91ZM45 260H47V261H49V262H51L52 264H58V261L57 262H55L54 260H53V258L52 257H49V256H47L46 258H45ZM70 260V261H69ZM31 261H35L34 259H32ZM52 261H54V262H52ZM70 262V263H69ZM60 263V262H59ZM142 264V263H141ZM261 264V263H260Z\"/></svg>","mask_w":264,"mask_h":264}]
</instances>
